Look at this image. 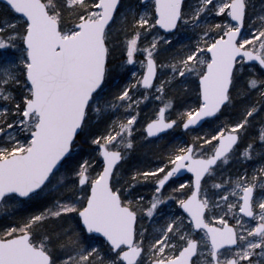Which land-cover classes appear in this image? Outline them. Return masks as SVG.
Returning <instances> with one entry per match:
<instances>
[{"label":"snow or ice","instance_id":"1","mask_svg":"<svg viewBox=\"0 0 264 264\" xmlns=\"http://www.w3.org/2000/svg\"><path fill=\"white\" fill-rule=\"evenodd\" d=\"M0 264H264V0H0Z\"/></svg>","mask_w":264,"mask_h":264},{"label":"rangeland","instance_id":"2","mask_svg":"<svg viewBox=\"0 0 264 264\" xmlns=\"http://www.w3.org/2000/svg\"><path fill=\"white\" fill-rule=\"evenodd\" d=\"M189 35H190V33H187V32L181 33L180 36L177 37V40L180 41V42H186L187 37ZM151 108H152V105L148 104V106L143 109V112L144 113H150ZM177 139H181V138H177ZM157 144H159V142H157ZM141 158L143 159L144 157H141ZM148 159H151V156H149ZM133 163H135L134 160H133ZM144 191L146 192L147 190H144Z\"/></svg>","mask_w":264,"mask_h":264},{"label":"trees","instance_id":"3","mask_svg":"<svg viewBox=\"0 0 264 264\" xmlns=\"http://www.w3.org/2000/svg\"><path fill=\"white\" fill-rule=\"evenodd\" d=\"M175 138L177 139V138H181V139H187L188 138V136L186 135V134H184L181 130H177V132L175 133ZM155 150H157L158 151V148H156ZM150 156V155H149ZM141 157H143L142 155H141ZM134 162H135V160H134Z\"/></svg>","mask_w":264,"mask_h":264}]
</instances>
